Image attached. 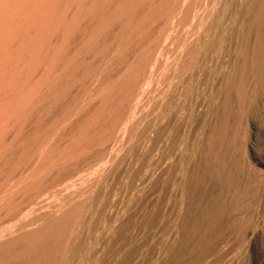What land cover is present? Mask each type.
Listing matches in <instances>:
<instances>
[{"label":"rangeland","instance_id":"1","mask_svg":"<svg viewBox=\"0 0 264 264\" xmlns=\"http://www.w3.org/2000/svg\"><path fill=\"white\" fill-rule=\"evenodd\" d=\"M199 1L217 13L219 0H193L180 21L158 8L176 10L181 0L140 5L150 14L137 31L144 51L116 114L104 116L110 127L94 124V139L80 140L33 192L0 216V264H264L260 8L256 3L247 19L251 36L237 47L233 115L228 119L224 111L218 136L204 132L205 139L198 136L184 149L196 127L182 95L193 73L184 52ZM247 44L254 87L246 95L240 86ZM127 53L133 57L135 49ZM148 58L157 64L156 76L133 92ZM96 106L95 99L81 95L72 123L61 133L94 114Z\"/></svg>","mask_w":264,"mask_h":264},{"label":"bare ground","instance_id":"2","mask_svg":"<svg viewBox=\"0 0 264 264\" xmlns=\"http://www.w3.org/2000/svg\"><path fill=\"white\" fill-rule=\"evenodd\" d=\"M144 1L0 0V216L15 208V200L33 192L59 160L76 151L80 140L94 139V124L103 130L110 127L104 116L116 114L143 55L137 31L150 15L139 8ZM198 3L184 52L193 73L182 92L183 101L189 102L186 116L196 127L187 134L184 149L204 132L218 136L224 111L228 119L233 115L239 90L237 47L249 35L247 19L256 3L264 25V0H219L217 13ZM193 5V0H181L176 10L161 7L158 12L180 21ZM131 48L133 57L127 53ZM245 54L240 86L244 93L254 87L249 44ZM156 66L146 59L131 91L154 79ZM81 95L96 100L95 112L62 134V126L73 121ZM174 131L177 135L178 126Z\"/></svg>","mask_w":264,"mask_h":264}]
</instances>
